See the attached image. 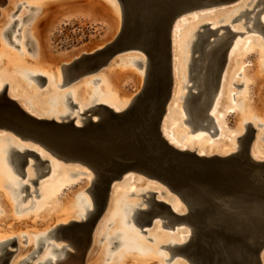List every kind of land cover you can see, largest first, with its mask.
<instances>
[{
	"label": "water",
	"instance_id": "obj_1",
	"mask_svg": "<svg viewBox=\"0 0 264 264\" xmlns=\"http://www.w3.org/2000/svg\"><path fill=\"white\" fill-rule=\"evenodd\" d=\"M239 1L117 0L121 33L103 48L77 59L72 66L95 71L122 51L144 52L150 62L147 80L126 110L103 109L98 120L87 119L80 125L75 120L36 118L12 100L0 97V131L11 133L50 155L45 159L36 149H27L21 155L22 177L31 157L40 168L37 180L52 170L53 158L85 166L100 176L101 191L94 215L68 228L82 249L92 243L114 184L134 177L156 183L162 194L170 193L187 208L186 213L179 214L171 204L157 198L158 191H148V208L136 211L140 217L134 221L141 233H148L145 227L153 226L156 221H161L164 227L179 226V230L191 231L187 243L162 245L171 250L169 261L175 254H182L192 264H263L264 160L255 159L245 151L206 155L181 149L168 141L162 128L173 92L171 32L174 26L195 11ZM259 13L248 11L252 24L247 26V31L255 28L264 32ZM201 28H204L202 42L200 48L193 50V55L197 51L199 55L193 57L192 67L198 90L192 92L194 83L188 86V93L199 115L210 123L204 112L231 49V37L245 32L216 35V30ZM185 110L188 113L186 104ZM26 188H30L28 184L23 190ZM35 192L38 193L37 189ZM26 198L22 196L23 200ZM41 249L42 246L37 252ZM14 252L6 249L0 264H9L8 256Z\"/></svg>",
	"mask_w": 264,
	"mask_h": 264
},
{
	"label": "bare ground",
	"instance_id": "obj_2",
	"mask_svg": "<svg viewBox=\"0 0 264 264\" xmlns=\"http://www.w3.org/2000/svg\"><path fill=\"white\" fill-rule=\"evenodd\" d=\"M43 1H45L44 5H41V6L36 5V6H38V8H34V6H32L29 8V13H28V14H30L31 12L36 13V15L34 16L33 22L31 24V27H30V34L34 40L36 47H37V54H38L37 59H35L32 62L31 61H24L25 64H23V65H26V66H22V67H26L29 70L35 71V72H37V71H53V72H55V74L53 73V75H54L53 77H55V82H59L61 80L60 75H59L58 70H55V69H57V68H55L56 64L55 63L53 64V61H52L53 60V57H52L53 54L49 48L50 36H51V33H52L54 27H52L50 29L49 36H48V33L47 32L45 33V30H42V28H41V24H42L43 20L45 18H49L51 13H52L53 7H54L52 2H55V0H43ZM85 1H87L86 5L84 4L85 8L82 7V9L80 11H77L76 13L84 14L87 16H92L96 21L106 23V24L110 25L111 27H116L113 35L108 40L105 41L106 43L104 44V46H106L107 44H109L110 42L115 40L117 38V36L121 33L122 27L120 25V17H121L120 6H119L117 0H85ZM258 1L259 0H257L256 3L254 4V6L251 8L252 11H256L255 9H257V7H258V6H256V5H258L257 4ZM246 3L248 4L249 0H240L237 4H234V6H231V7L233 10H237V8H239V6H242L243 4H246ZM14 4H16L15 6H17V4H18L17 1L13 2V0H9V4H6V8L2 10L1 16H0V24L1 25L2 24L6 25L5 22L8 19L9 14L10 13L12 14V11L14 10L12 7L16 8L14 6ZM20 10H23V9H20ZM216 11H218V10L215 9V10H210V11L204 12L203 16L211 17L215 14ZM259 11L261 12V10H259ZM23 12H24V10H23ZM25 12H24L25 16L21 15V16H23L22 17L23 20L29 16L28 14L26 15ZM247 15H248V11L246 9H244V10L239 11V15H237L236 17H238V16H241L240 18L246 17L247 20L244 24L247 26H251L249 23L252 24V21H251V19L248 18L249 15L248 16ZM251 15H253V14H251ZM194 17H195V20H198L199 15L195 14ZM236 17H234V18H236ZM259 17H260V15H259ZM185 19L186 18L184 17L183 19L179 20L177 22V24L174 26V29L176 30V32H179L181 30L182 23L184 22ZM262 20L264 21V16H262ZM3 21H4V23H2ZM8 22H9V20H8ZM203 24H205V23L193 24V26H191V28L190 27H189V29L187 28V30L189 31V34H192V35L194 34V39H191V38L188 40L186 39L187 42L192 43L191 44V56H190L189 67H188V70H189L188 81H192L193 84L195 83V85H196V86L192 87V92H197V90H198L197 83H196L197 80H196V78L194 79V75H196V71L194 69H192L193 62H194L193 57H197L196 53L198 51L195 53V55H193V50L196 48H200V46H201L202 37H203L202 31H204V28H201V25H203ZM212 26L218 27L219 25H215V23H212ZM234 29L236 30L235 27H234ZM252 30H258V29L254 28ZM221 34H219V35H221ZM186 35H188V34H186ZM247 39H249V38H247ZM103 42L104 41H100V43L98 42V44L97 43L93 44L91 46L90 52H86L85 50L80 51L78 53L80 56H77L74 59V61L71 64V67H73L72 65L75 63V61L77 59L84 57L85 54L93 53L96 50L103 48L104 47V46L102 47ZM259 42H261V41H259ZM243 43H244L243 40L240 41L239 39H237L236 42L234 43L233 49H232L231 54H230V61H229L228 66L226 67V70L224 72L223 82H222L220 92L218 94V97L216 98V101H215L214 106H213L212 111H211L215 115L216 122L218 123V127L220 129V131L218 132V135H217L218 138L216 140H211V138L209 139L206 137V133L200 132L199 134L195 135L194 137L193 136L190 137L191 136L190 134H189L190 136L186 135L185 138H183V141H182L183 144H181L176 139V137L180 133H177V136L175 137L174 133L171 132V130H168V127H167L168 121L167 120H168L169 115L167 114L166 117L164 118V122H163V126H162L163 133H164L165 137L168 139V141L171 142L176 147H179L181 149H188V148L191 150L196 149L199 154L214 155V154L219 153L220 155H229V154H232L234 152H238L237 151L238 149L236 148L237 137L245 133L244 132L245 129H244V126L242 124V120H251V119L255 120L256 119L258 121V124L262 123L264 125V76L260 74V71H261L260 66L264 64V61H262V59H261L262 56L260 58L262 62L258 61V58H259L258 55L256 57H254L253 60H255V62H256L255 66L250 67L244 73L245 85H244V87H242L243 90H242V94H240L241 97L238 98V100L241 101V103H240V106H241V110H240L241 113L240 114L242 115L241 119H239V117H238L234 121V123H232V125H229V122L226 120V117L224 115V113H225V111H227L228 107L234 106L236 104V102L232 98L229 100L226 95L224 96V94L227 93V88H229L231 86L230 81H231V79H233V78H231L232 73L235 72V73L241 74L242 70L244 69V67H242V65L244 63H246V61H249L245 56V50H247L246 48H248L249 45H251L249 49L256 48V50H257V47H259V50L261 48V51L259 54L263 55V57H264V43L263 42L262 43H258V42L252 43L250 40L247 45H244ZM241 46H242V49H244V50L240 49L241 51L238 52V55L236 57L237 51H239V48ZM243 47H245V48H243ZM133 50H135V49H133ZM131 59L134 60L133 58H131ZM116 60L113 61L111 64L116 62ZM12 61H13L12 68H14L15 64H17L19 59L17 57H13ZM143 61L148 62V65L145 62V64H146L145 79H144V83L142 84L141 90H139L138 93L135 94V96H131L128 92V89L125 88L126 87V81L124 79H125L127 73L121 74L119 72H111V70H110L108 73H106L103 76V80H102V84H101L102 85V91L104 93V96L105 97L107 96V99H108L107 100L105 98L106 100L104 99V101L106 103H108L109 105L113 106L117 111H122V110L128 109L130 107V105L132 104L134 98L137 96V94H139L143 90V88L145 86V82L147 80V68L149 70V67H150V64H149L150 62L148 60V57H146V59H144ZM133 62H137V61L135 60ZM16 66L18 68V65H16ZM241 67H242V69H241ZM73 68L75 69L78 67L74 66ZM173 69H174V71L176 69V59L174 61ZM57 72H58V74H56ZM239 74H237V76ZM253 80H255L256 83H255V87L253 88V90H254L253 95L254 96L253 95L251 96V94H250L251 88L250 87H251V84L253 83ZM51 84H53V82H51ZM31 88H33V87H31ZM51 88H52V86H51ZM194 88L196 90H194ZM79 89H80V87H79ZM79 89H78V91H79ZM88 91H90V90H88ZM136 91L137 90H135L134 92H136ZM52 92H53V89H52ZM188 92L185 94L183 99H184V106L186 104V106L188 108V113H187L188 117L187 118H188L189 122H191L193 125L202 124L204 122L207 123V121H204L202 119V116L199 115V111L197 110V105L194 104L195 106H193V103L195 101L192 99V97L190 96V94ZM50 93H51V90H50ZM76 95H77V93H76ZM51 97H53L56 100H59V106L61 107V105L64 101V98H65V94L64 93H56V94L53 93ZM86 97H84V100L86 99ZM88 97H87V100H88ZM78 98L79 97L77 96V99ZM75 99H76V97H75ZM77 101H80V100L78 99ZM86 102L87 101L85 100L83 103H86ZM80 105L81 104H79V106ZM86 108H87V106H86ZM209 109H210V107H209ZM180 110H182V109H180ZM77 111L82 112L83 111V105H81V107ZM179 112L181 113V114L179 113L181 115L180 118H182L183 117L182 116L183 111H179ZM206 112H207V110H206ZM57 113H58L57 116H53V117L54 118L56 117L58 119L62 116L64 117V115H66V114H69L67 108L64 109L62 107L58 109ZM77 115H78V117L76 118L75 121L77 124L81 125L85 120H82L81 116L79 114H77ZM66 116H69V115H66ZM100 116L101 115H98V117H96V115L94 114L93 119L98 120ZM66 118H69V117H66ZM178 118H176V120ZM185 119H186V117L184 118L183 122H185ZM61 120H63V119H59V121H61ZM258 124H257V126H258ZM263 129H262V133L264 132ZM197 131H204V128H201ZM187 133H189V132H187ZM230 133H233V134H230ZM183 134H185V133H183ZM258 134H257V136L262 137L261 134L260 135H258ZM179 136H178V139L180 138ZM12 137H13L12 139H9V138L0 136L1 139L2 138H3V140L5 139L4 141H8L7 145L3 146V152L8 153V155H7V157H5V154H4L3 157H5V158L1 157L2 159H4V161H6V160L7 161L4 162L5 164H3V162H2V164H0V190H2L4 188L3 182L6 181L4 186H6L7 188H9L12 191V195L15 194L14 195L15 198H17L19 200H23L22 199L23 195H21V192L23 191L24 185L27 183H22L21 180L18 181L16 179H14L11 176V173H9L8 170L6 169L7 168L6 166H8V168H10L9 166H11V168L16 173H18L20 175L19 172L21 171V169H20L21 168L20 167L21 155H24V153L27 149H36L39 153L42 154L43 157L50 158V155L46 151H44L43 149H38L36 147H33L28 142H23L19 138L15 137L14 135H12ZM260 137H257L256 140L261 141L262 139L261 140L258 139ZM4 143H6V142H4ZM255 143L259 144L260 142L258 143L256 141ZM255 143H254V145H255ZM252 157H254L255 159H258V160H264V155H258L257 153H253ZM30 159H32V158H30ZM52 160L55 161V162H53V166L55 169L53 168V166H52V169H54V171L56 170V172H57L59 170L58 168H60L59 165L61 162L58 163V161L55 160L54 158ZM1 161L2 160H0V163H1ZM27 165L36 168V178H37V174L40 171V168L37 165V161L30 160ZM70 165H72V164H70ZM78 166H80V165H78ZM82 167H85V166H82ZM90 171L93 172V174L90 175L91 172L90 173L87 172L89 174V177L85 181V186L86 187L88 186L87 190H89L91 193V196H92L91 200L84 195L79 197V194H78V199L75 200V198H74L75 191L74 192L70 191L68 193H65V195H62V192L64 190L63 186H64V183H66V181H68L67 177L69 174H68V171H66V170H63V172L61 170H59V172H62V175H63V178H61L62 179L61 182H59L58 184H54V185L51 182L52 185L49 186L48 188H46L45 193L42 195V200H40L35 205L34 210H33V211H35L34 213H37V215L44 217V219L47 221H45V223H43L42 225H37L40 228H35L36 226L33 227L32 225H29L26 227V228H28L29 232L31 231L30 233H32L33 236L29 235V233H27V235H28V238H27L28 246L21 251L20 255H17L12 260L11 264H27V262L30 263L29 261L36 257L35 254L38 253L37 250L41 246L43 247V249H45V252L41 256V258L36 262V264H79V261H81L83 258H85V255H86L85 252H87L88 250L85 251V249H82V247L76 243V241L73 239V237H71V233L69 232L68 228L70 227V225H72L73 220H78L79 223H82V222L88 220L89 218H91L94 215V213L97 209L98 200H99L100 191H101L100 176L98 174H96L94 171H92L91 169H90ZM25 176H27V171H26ZM55 176H56V174H55ZM57 177H60V176H57ZM57 177L55 178L56 180H57ZM3 178H6V180ZM129 179H131L130 181L135 180L134 177H130V178H128V180ZM30 180L34 183V179L28 178L27 181H30ZM137 180L140 181L143 179H137ZM70 183H72V182H70ZM66 185H68V184H66ZM114 185H117V184H114ZM146 185H147V189H145V192L142 194V196L145 199L141 203H134L131 207L128 206L124 202V200L122 201V198L117 196V198L119 199V200L117 199L118 202L121 200L119 203V208H120L121 212L123 214L127 215V218L126 217H125V219L123 218L124 220L122 221L125 225V226H123L124 228L126 227V224H129L132 222L135 223V221H134L135 217H137V216L140 217V214L136 213L137 209L148 208V206H149V202L147 200V198L149 197L147 194L148 191H158L159 195H168L172 199H169V198H163V199H165L166 202L170 203L172 208L177 213L184 214L187 212L186 206L178 198L172 197L170 195V193H168V192H167V194H162V192L156 188V185H157L156 183L147 182ZM85 186H82L81 189H84ZM135 190H136V188H135ZM37 191H39V190L37 189ZM33 192H35V190L32 191V194H34ZM84 192H85V190H84ZM78 193H80V192H78ZM128 194L131 195V193H128ZM9 202H10V200H9L8 195L3 194L2 191H0V210H2L3 212H6V210H7L6 206ZM144 203L146 204V206L144 208H142V205ZM9 210L11 211L13 209H11V207H9ZM75 215H76V217H75ZM62 216H66V217L61 218L62 222L55 225L52 220H55V218H59ZM65 220H68V221H65ZM4 222L5 221H2V219H0V259L3 256V253L5 251V249H4L5 246L10 244L14 240V239H8V240L5 239V237H4L5 235H4L3 230H5L4 227L6 228V226L8 224L6 222L5 223ZM158 222L159 221H156L153 225H155ZM123 223H122V225H123ZM64 225H67V228L66 227L64 228ZM122 225L120 222L121 227H122ZM135 225H136V223H135ZM131 227L134 229V225H131ZM19 228H23V227L19 226ZM19 228L13 227L10 229V231L16 232L19 230ZM38 230H43V231H38ZM184 231H187L188 234H186L185 236L184 235L182 236L181 240L179 241V244L187 243L191 239V231L189 229L184 230ZM115 232H116V230H114L113 233H115ZM157 235H159V234H157ZM165 235L160 234L159 236H157L158 237V238H156V241H157L156 245L157 246L159 244L161 245V243H163V241L168 242L167 235L166 236ZM109 236H110L108 238L109 245H110V243L112 245H110V246L107 245V247L109 246L110 248L108 249L106 247L107 249H105V251L108 252L109 250H112V248L115 246V242H118V244H120L119 250H118L119 254L118 253L112 254L109 251L108 254L103 253V255L106 254V256L108 255V259L113 260L115 258V256L120 255V253L122 252L121 253V258H122L121 261H119L120 256H117L118 258H116V260L118 259V261L114 260V261H116V263L118 262L119 264H130L131 263L130 259L138 258V257H135L137 254L135 256L134 255L131 256L130 252L132 250L133 251L131 253L135 252L134 250H137L138 255L140 254V252L144 253L145 256H141L144 259L143 260H142V258H139V259L142 261L146 260L145 262H147L149 260L154 261V259L157 261V258H154L156 256L159 257L158 259H161L160 258L161 254L156 255V252H158L157 250L159 248L157 249V247L155 246L157 250L156 249L152 250L151 248L148 249L149 246L147 245L145 247V245L143 243L139 242L138 241L139 239H137L138 237H136L134 235V232L132 234L127 229H125V230L121 229V231L116 232L113 236L111 234ZM163 238H165V239H163ZM53 239H59V240L60 239H64V240L67 239V240H69V243L66 245L65 244L64 245L55 244L54 242H52ZM64 240H63V242H64ZM112 240H113V242H112ZM174 242L175 241H173V243ZM157 243H159V244H157ZM70 245L73 246L74 251L70 250V249H72L70 247ZM153 246H152V248H154ZM69 247H70V249H69ZM147 250H149V251H147ZM144 251L150 252L151 255H147ZM153 251H155V252H153ZM137 252H135V253H137ZM26 253H29V254L26 257L22 258V255H24ZM142 253H141V255H142ZM152 254H154L156 256H153ZM100 255H101L100 253L99 254L93 253L91 256L90 255L87 256L84 260V264H101L100 259H102V258H100ZM161 257H162V255H161ZM168 258H167V260H168ZM263 259H264V251L262 253V262H263ZM153 261H151V262H153ZM172 264H182V263L177 262L175 260V262H173Z\"/></svg>",
	"mask_w": 264,
	"mask_h": 264
},
{
	"label": "rangeland",
	"instance_id": "obj_3",
	"mask_svg": "<svg viewBox=\"0 0 264 264\" xmlns=\"http://www.w3.org/2000/svg\"><path fill=\"white\" fill-rule=\"evenodd\" d=\"M14 1H17V3H18L17 6H15L16 4H14V6L17 9H18L19 4L24 3L21 9H23L24 12L25 11L27 12V13L25 12L26 15L29 13L30 6H32V5L41 6V5L45 4V1H43V0H13V2ZM251 1H252V3L249 6H246V4H247L246 3V4H243L242 6H239V8H237V10H233L231 6H234V4H237L238 2L233 3L231 5L230 4L229 5H222V6L211 7L208 9H202L199 11H195L193 13L188 14L185 17L186 19L182 23L181 30L179 32H176V30L173 28V30L171 32V45H172L171 46V52H172V57H171L172 61L171 62H172V71H173L174 83H173L172 97L170 99V103H169V107H168V111H167L166 115L167 114L169 115L168 120H167L168 121L167 122L168 130H171V132L174 133L175 137L177 136V133H180L182 135V136L180 134H179L180 136L178 135L180 137L179 139H178V136L176 137L178 142L182 143V140L186 135L190 136L189 135L190 133H187L190 129V126L186 122H183L184 118L188 117L186 110H185L183 97L189 91L186 84H189V85L193 84L192 81H188V77H189L188 76L189 75L188 67H189V61H190V56H191V44L192 43L187 42V40L190 38L194 39V34L193 35L189 34V31L187 30V28L188 29H189V27L191 28V26H193V24H202V23H206V22H211V23H215V25H219V26L222 24H231L233 29H234V27L236 28V31L245 32L244 35L237 34V35L231 37V49H230L229 54L227 56V62L225 65V70H226V67L228 66V63L230 61L231 51H232L234 43L236 42L237 39H239L240 41L243 40L244 45H247L250 40L252 43H255V42H258V43L263 42L264 43V33L262 31H259V30L247 31V25L244 24L247 20L246 17H242L239 20L232 22L233 18L236 17L237 15H239V11L244 10L246 8L251 9L257 0H249V2H251ZM52 3L54 5L53 11H52L49 18H45L43 20V22L41 24V28H42V30H45V33L47 32L48 36H49L50 29L52 27H54V29L51 33V36H50L49 48L53 54L52 55L53 64L55 63L56 64L55 68H57V69H55V68L54 69L58 70V72H59V70H61L62 64L72 63L77 56H80L78 54L80 51L85 50L86 52H90L91 46L93 44H96V43L98 44V42L100 43V41H104L103 45H102V47H103L104 44L106 43L105 41L108 40L113 35L116 27H111L110 25H108L106 23L96 21L92 16H87L84 14L76 13L77 11H80L82 9V7L85 8L84 4L86 5V3H87V1H85V0H55V2H52ZM6 4H9V0H5V3L3 5H1L0 16H1L2 10L6 8ZM25 7L26 8L28 7V8L26 9ZM12 8L14 9L13 10L14 12L17 11L16 8H14V7H12ZM215 9L218 11H216L213 16H211V17L203 16L204 12H207L210 10H215ZM23 10H19L21 13L18 11L16 17L20 16V18H22L23 16H25ZM13 11H12V13H13ZM195 14L199 15L198 20H195V17H194ZM11 15L12 14L10 13L9 17ZM21 15H23V16H21ZM262 16H264V11L260 14V18H262ZM9 17L5 22L6 25L2 24L3 27L0 28V33H2L5 30V27L10 23V21L13 20L12 17H10V18ZM8 20H9V22H8ZM2 23H4V21ZM249 24L251 25V23H249ZM224 32H227V30L221 29L217 32L216 35H219V34L224 33ZM186 34H188V35H186ZM216 35H212L211 37L215 38ZM228 36H231V34L229 32H228ZM247 38H249V39H247ZM259 41H261V42H259ZM250 46L251 45H249V47L246 48L247 50H245V56L249 61H246V63H244L242 65V67H244V69L242 70L241 74L235 73V72L232 73L231 78H233V79H231V81H233L237 77V74H239L238 76H240V75L241 76L236 78L235 80H241L242 78L244 80V73L250 67L255 66L256 62L253 59L257 55L259 56L258 61H260V62L264 61L263 55L259 54L261 51V48H260V50H259V47H257V50H256V48L249 49ZM245 47H243V48H245ZM240 49H242V46L239 48V51H237L236 57L238 55V52L241 51ZM242 50H244V49H242ZM198 55H199V53L197 52L196 56H198ZM134 56L135 57L140 56V57H142V60L146 59V57H147V55H145V53L142 51H139L136 49L135 50L128 49V51L125 50V51L120 52L110 62V66H111L115 63L117 64L119 61H121V59H124L125 63L128 64L127 66L120 67L119 70H115L113 68H110L109 70L102 72V78L110 70H111V72H119L121 74L127 73V75L124 79L126 81V87L125 88L128 89V92L131 96H135V94L138 93L139 90H141L142 84L144 83L145 74H146L145 62H143L142 67H138L137 65H135V63H137V62H133L135 60L131 59ZM261 56H262V58H261ZM260 58L262 59V61ZM175 59H176V69L174 71L173 66H174ZM115 60H116V62L111 64ZM242 67H241V69H242ZM260 68H261L260 74L264 76V64L261 65ZM58 72L56 74H58ZM231 81H230V83H231ZM255 83H256L255 80H253V83H252L253 86L250 87L251 88L250 89L251 96L254 94L253 88L255 87ZM229 88H227V93H225L224 96L226 95L229 100L232 98L237 104L238 98H240L241 95H239V97L237 98V101H236L232 97V94L237 92L238 89L233 88L232 90H230ZM135 90H137V91L134 92ZM194 90H196V89L194 88ZM242 90L243 89H241L240 94H242ZM230 94H231V96H229ZM236 104L234 106H230L227 108V111H225V113H224L225 117H226L227 112L229 110L235 109ZM62 106L63 105H61V107ZM61 107H59V108H61ZM178 107L182 110H180ZM62 108H64V107H62ZM64 109H66V108H64ZM240 110H241V108H240ZM179 111H183L182 116L183 117L185 116L184 118L183 117L180 118L181 113ZM240 113H241V111H240ZM240 113L232 122L230 121V119H226L229 122V125H232V123H234V121L238 117H239V119H241L242 115ZM96 117H98V115H96ZM176 118H178V119L176 120ZM245 121H249V120H242L243 126H244ZM253 121H255V123L257 122L256 125L258 124V121L256 119L255 120L253 119ZM263 128L264 127H262V129ZM262 129L259 128V130L257 131V134L259 133L258 135H260V134L263 135L264 132L262 133ZM263 131H264V129H263ZM200 132L206 133V135H207L206 137L210 139V136L207 132V129H204V131H196L195 135L199 134ZM183 133H185V134H183ZM230 134H233V133H230ZM195 135H191L190 137H192V136L194 137ZM257 137H260V136L256 135V139H257ZM258 139L261 140V137ZM4 140H3V138L2 139L0 138V160H2L0 164H2V162H3V164H5L4 162L7 161V160L4 161V159L1 158L4 156V154H5V157H7V155H8V153L3 152V150H2L3 146L7 145V142H8V141H4ZM256 141L258 143L262 142V140L261 141L256 140ZM4 142H6V143H4ZM5 157H3V158H5ZM30 160L34 161L33 158ZM58 163H60V162L58 161ZM61 163L59 165L60 168H58V169L61 170L62 172H63V170H66V171H68V174H69L67 177L68 178L67 180L69 182L66 181V183H64V186H63L64 190L62 192V195H65V193H68L70 191L71 192L75 191V196H74L75 200L78 199V194H79V197L84 195L91 200V198H92L91 193L89 190H87L88 186L87 187L85 186V181L89 177L88 173L91 172L90 169H88L87 167H82L81 165L80 166L74 165V164L62 165ZM6 167H7L6 169L8 170L9 173H11V176L14 179H16L18 181L21 180L22 183H27L30 186V188H26L25 190H23L21 192V195H26L27 198L24 200H19V199L14 197L15 194L12 195V191L9 188L4 186L6 181L5 182L2 181L4 183L3 184L4 188L0 191H2L3 194L8 195L9 200H10V202L6 206V209H7L6 212H3L2 210H0V219H2V221H5L8 224L6 226V228L4 227L5 230H3L4 235H5L4 237L6 240L15 239L10 244L7 245V249L15 251L13 253V255L8 256L10 258L9 264H11L12 260L17 255H20L21 251L28 246V244H27V238H28L27 233H29V235H32V233H30L31 231L29 232L28 228H26V227L29 225H32L33 227L36 226L35 228H40L37 225H42L43 223H45V221H47L44 219V217L37 215V213H34L35 212V211H33L34 207L40 200H42V195L45 193L46 188L51 186L52 183L54 185V184H58L59 182H61V180H62L61 178H63V175H62V172H59V170L57 172H56V170L54 171L55 168L53 166L54 169H52L51 171H48L43 177H41L39 179V184L35 185L31 180L27 181L28 178L29 179H35L36 178V168L35 167L26 165L25 169L27 171V176H25V177H22L21 175L16 173L11 168V166H9L10 168H8V166H6ZM83 171L88 172V173L84 174V173H82ZM55 174H56V176H55ZM92 174H93V172L90 173V175H92ZM57 176H60V177H57ZM56 177H57V180L55 179ZM3 179L6 180V178H3ZM126 180H124L125 183H123V184L121 183V181H119L120 183L117 182L118 184L116 183L117 185L116 186L114 185L113 188L111 189L109 197H108L106 209H105L103 215L99 218L95 232L93 234L94 236L92 239V243H91L90 247H87L85 249V251L88 250L87 252H85V254H86L85 258L89 255L91 256L93 253L94 254L100 253L101 254L100 258H102V259H100L101 264H119L118 262L116 263V261H118V259L116 260V258H118L117 256H120L119 261H121V259H122L121 253L122 252L120 253V255L115 256V258L113 260L108 259V255L106 256V254H108L109 251L112 254L118 253L120 244H116L112 248V250H109L108 252L105 251V249H107V248L109 249L110 248L109 246L112 245L111 243L109 245V241H108L110 234L113 236L116 232L121 231V229L122 230L127 229L132 234L134 232V235L136 237H138L137 239H139L138 241L143 243L145 245V247L148 245L149 246L148 249L151 248L152 250H154V249H156V247H157V249L159 248L158 250L156 249L158 251V252H156V255L161 254L163 257L162 258L160 255V258L162 259L161 260V259H158L159 257L152 254L153 256H156L154 258H157V261L154 259V261L149 260L150 262L149 261L145 262L146 260L142 261L144 258L141 257V256H145L144 253L140 252V254L138 255L137 250H134L137 253H135V252L131 253L133 251L132 250L130 252L131 256L132 255L135 256L137 254L135 257H138V258L132 257L133 259H130V261H131L130 264H172L173 262H175V260L177 262H181L182 264H192L182 254H175L170 261L167 260L168 257L169 258L171 257V254H172L171 250L167 247H161L162 245H168L170 243L173 245L175 243L179 244V241L181 240L182 236L183 235L185 236L186 234H188L187 231L179 230V226H177V228L164 227V226H162V222L159 221L158 223H156L153 226L145 227L148 230V233H146V234L141 233L140 227L135 225V223H133V222L126 224L125 228L123 227L125 225L122 221L125 219V217L127 218V215H125L121 212V210L119 208V203L121 200L118 202L119 199L117 198V196L122 198V201L124 200V202L128 206L131 207L134 203H141L145 199L142 196V194L145 192V189H147V185H146L147 182L144 180L138 181L137 179H135V180H133L134 182L130 181L131 179H129V180L126 179ZM70 182H72L73 184ZM66 184H68V185H66ZM82 186H85V188L81 189ZM35 188L39 190L38 191L39 195H38V193L36 194V192H33L34 194H29L30 191H34ZM135 188H136V190H135ZM84 190H85V192H84ZM78 192H80V193H78ZM130 192H134V194L133 195H127L126 194V193H130ZM157 198L161 199V200H165L163 198L172 199L168 195H159V194L157 195ZM145 206H146V204L144 203L142 205V208H144ZM9 207H11V209H13V210H11L12 212L9 210ZM63 217L65 218L66 216L55 218V220H52V221L54 222L55 225L59 224L60 222H62L61 218H63ZM75 217H76V215H75ZM65 221H68V220H65ZM120 222H121V225L123 223V225H122L123 228L120 226ZM131 225H134V229L131 227ZM19 226H22L23 228H19ZM13 227H16V228L18 227L19 230L16 232H11L10 229ZM114 230H116L115 233H113ZM38 231H43V230H38ZM157 234H159V235L160 234H164V235L166 234L168 242L163 241V243H161V245L159 243H157V244H159L157 246L156 245V242H157L156 238H158L157 236H159ZM163 239H165V238H163ZM63 240L64 239H60V240L59 239H53L52 242H54L55 244H60V245H64V244L66 245L69 243V240L65 239L64 242H63ZM173 241H175V242L173 243ZM112 242H113V240H112ZM107 245H109V246L107 247ZM152 246L154 248H152ZM70 247L72 249H70ZM70 247H69V249L74 251L73 246L70 245ZM177 249L178 248H173L174 251ZM147 251H149V250H147ZM155 251H153V252H155ZM44 252H45V249H43V247H42L41 251L35 254L36 257L29 261L30 264H36V262L41 258V256L43 255ZM144 252L147 255H151L150 252H146V251H144ZM103 253H106V254L103 255ZM141 253H142V255H141ZM28 254L29 253L22 255V258L26 257ZM85 258H83L81 261H79V264H84ZM139 258H142V260H140ZM114 260H116V261H114ZM151 261H153V262H151ZM263 264H264V259H263Z\"/></svg>",
	"mask_w": 264,
	"mask_h": 264
},
{
	"label": "flooded vegetation",
	"instance_id": "obj_4",
	"mask_svg": "<svg viewBox=\"0 0 264 264\" xmlns=\"http://www.w3.org/2000/svg\"><path fill=\"white\" fill-rule=\"evenodd\" d=\"M4 3H5V0H0V7ZM251 3L252 1L246 4V6H249ZM23 4L24 3L19 4L18 6L19 8L17 9V11L13 12L11 15L13 20L10 21V23L5 27V30L2 33H0V97H4V98L12 100L21 109L24 108L23 110L26 113L36 118H41V119L76 120V118L78 117L77 114H79L82 120H87V119H93L94 114L102 115L103 109L117 111L113 106L109 105L108 103L104 101L105 98L107 99V96L106 97L104 96V93L101 87L102 80H103L102 72L109 70L110 68L119 70L120 67L127 66L128 64L125 63L124 59H121V61H119L117 64L115 63L111 66L109 62L103 68L95 70V71H87L84 68L74 69L73 67H71L72 63H64L62 64L61 70H59V75L61 78L59 82H55V77H53L54 75L52 74V73L55 74V72L53 71L35 72V71L29 70L26 67H22V66H26V65H23L25 64L24 61L32 62L35 59H37V55H38L37 47L30 34V27H31V24L33 22V19L36 13L31 12L30 14H28L29 16L24 20L23 18H20L18 16L16 17L18 11L21 9ZM257 4L258 5L256 6L258 7L255 10L256 11L261 10L260 12L261 14L264 11L263 0H259ZM32 6H34V8H38V6L36 5H32ZM246 10L252 11V9H249V8H246ZM235 21L232 20V22H235ZM260 21L264 25V21L262 20V18H260ZM1 27H3V25L0 24V28ZM201 27H207L209 29L216 30L217 32L221 29H225L227 31H236L233 29L231 24H222L218 27H213L211 22H207L201 25ZM13 57H17L19 59L17 64H15L14 68H12ZM132 58L138 62V63H135V65H137L138 67H142L143 62H144L142 60V57L134 56ZM145 62L148 65V62L147 61ZM226 62H227V58L217 76L216 83L214 86L215 88L214 93L211 99L207 102V105L205 108V114L207 113L206 116L210 120V123L204 122L202 124L193 125L186 118L185 122L190 126V129L188 131L190 135H195L196 134L195 132L198 129L204 128V129H207V132L212 140H216V138H218L217 135L220 129L218 127V123L216 122L215 115L211 111H212V108L214 106V103L216 101V98L218 97V94L222 86ZM16 65H18V68ZM149 70H150V67H149ZM240 76H237L236 78ZM235 79L231 81V84H230L231 86L229 89L230 90H232L233 88L238 89L237 92L232 94V97L237 101V98L239 97L241 93V89L242 87H244L245 82L243 78L241 80H235ZM51 82H53V84H51ZM79 84L80 85L82 84V85L80 86ZM186 86H189V84H186ZM251 86H253V84H251ZM52 89H53V92H52ZM50 90H51V93H50ZM55 92L65 94L62 107L67 108L69 114H66V115H69V116L64 115V117L62 116L59 119L56 117L55 118L53 117V116H57L58 114L57 112L60 107L59 100H56L53 97H51L53 93L56 94ZM74 96L76 97V99ZM77 96L79 97L78 99L80 101H77L78 100ZM86 96L87 97L89 96L88 100ZM229 96H231V94ZM84 97H86L85 99L87 101L86 103H83L85 101ZM240 103L241 101L238 100L235 109L229 110L227 112L226 119H230V121L232 122L238 116V114L240 113V108H241ZM79 104L83 105L82 112L77 111L81 107V105L79 106ZM66 117H69V118H66ZM263 126L264 125L262 123L258 124L257 126L255 124V121L253 120L245 121L244 123L245 133L238 136L236 140V148L238 149L237 151L238 152L245 151L251 156L253 155V153H257L258 155H264V133L261 137L262 142L259 144L255 143L257 131L259 130V128H262ZM0 136L6 137L9 139L13 138L12 134L8 132H0ZM181 144H183V142ZM186 150H190V151L198 153L196 149L191 150L188 148ZM44 158L48 159V157H44ZM61 164L70 165L68 163H63V162ZM82 173L86 174L87 172L83 171ZM39 179L38 180L37 178L34 179V180H37V184H39ZM121 183L123 184L125 183V181L123 180L121 181ZM130 193L131 195L134 194L133 192H130ZM126 194L129 195L128 193ZM72 222L79 223L78 220H73ZM65 227H67V225H64V228ZM4 249L5 250L7 249V245L5 246Z\"/></svg>",
	"mask_w": 264,
	"mask_h": 264
}]
</instances>
